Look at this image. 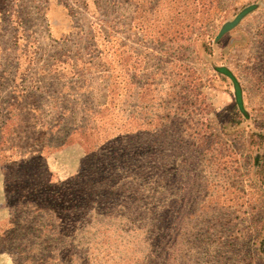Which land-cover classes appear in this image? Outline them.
I'll return each instance as SVG.
<instances>
[{
  "label": "trees",
  "instance_id": "1",
  "mask_svg": "<svg viewBox=\"0 0 264 264\" xmlns=\"http://www.w3.org/2000/svg\"><path fill=\"white\" fill-rule=\"evenodd\" d=\"M98 1L81 0V3L90 15L96 16ZM111 1L131 5L133 26L158 43L165 57L176 54L178 48L173 49V45H180L184 32L192 25L188 19L194 20L196 14L207 15L212 6V0ZM6 4L7 0H0V35ZM37 5L49 38L57 43L69 42L77 33V27L72 24V3L69 0H42ZM10 22L12 49L16 50V56H13V74L8 76V87L0 103V163L6 172V188L14 195L16 206L12 217L0 221V243L13 259V264L163 263L159 257L160 226L154 224L143 230L141 233L149 238L144 242L137 241L138 234L135 238L124 237L126 234L123 233L131 222L127 218L135 207L143 206L149 210L156 192L163 196L158 209H166L162 220L169 219L173 204L185 205L186 200L180 194L171 193L170 185L179 180L183 182L182 171L187 167L186 157L192 148L198 145L201 150V146L210 142L208 139L196 144L184 138L186 134L199 133L190 125L192 120H197L194 105L191 117L185 120L178 116L168 124L152 128L144 118L136 120L139 109L136 103L140 105L148 81L153 80L149 78L153 75L158 81L162 76L165 80L170 60L166 57L162 66L145 78L139 75V69L132 70L128 63L130 58L137 57L134 49L98 37L97 59L109 72V80L104 102L96 105L84 94L76 99L74 87L67 86L77 76L74 69H67L62 75L66 80L63 87H67L60 95H56L50 85L54 82H35L32 66L38 39L16 13L11 14ZM260 41L263 47L255 71L263 77L264 26L260 30ZM1 52L0 45V56ZM61 62L55 61L50 71L60 72L66 67L61 66ZM217 70L235 79L230 71L225 73L220 67ZM48 87L54 95L52 102L56 100L60 104L54 112H50L48 98L51 91ZM75 105L80 115L78 123L73 118ZM235 109L243 118H248L236 99ZM203 131L209 135L206 127ZM258 135L252 134L250 141L255 143ZM71 142L80 145L84 151L86 174L76 180L54 179L48 158ZM205 149L210 153L209 166L219 170L221 161L217 153L211 152L208 146ZM175 159L178 161L176 166L173 165ZM263 164V154L256 151L253 168L259 176ZM230 168L227 167L226 174L222 175L229 187L234 180L231 171L237 169L236 166ZM260 183L264 185L263 180ZM253 188L256 193L258 189ZM230 196L229 191L223 199L230 200ZM235 198H238L237 193ZM260 220L254 241L256 245L258 243L257 251L264 255V216ZM28 249L47 252L49 259L30 261L23 254Z\"/></svg>",
  "mask_w": 264,
  "mask_h": 264
},
{
  "label": "rangeland",
  "instance_id": "2",
  "mask_svg": "<svg viewBox=\"0 0 264 264\" xmlns=\"http://www.w3.org/2000/svg\"><path fill=\"white\" fill-rule=\"evenodd\" d=\"M38 1L42 0H7L0 35V103L8 87V76L14 71L16 50L12 49L11 42L12 13L21 18L26 28L38 34L32 79L37 83L53 82L55 75L50 66L56 60L70 58L77 72L75 98L80 99L84 94L96 105L104 102L107 85L106 67L97 59L98 37L134 49L137 57L127 61L132 70L139 69V75L145 78L162 66L167 57L170 60L168 76L165 80L159 76L158 81L153 75L149 78L153 80L148 81L140 105L136 103L139 108L136 120L144 118L151 128L168 124L178 116L185 120L191 117L194 105L198 115L190 125L199 133L186 134L184 138L196 144L208 139L210 142L201 146V150L198 145L192 148L186 157L187 167L182 171L183 182L179 180L170 185L171 193L180 194L186 200L185 205L173 204L169 219L162 220L166 209H158L163 196L156 192L149 210L143 206L132 209L124 237L135 238L138 234L137 241H147L149 236L141 232L158 224L159 257L163 263L154 264H248L251 260V264H264V255L257 251L258 243L254 241L256 226L264 216V185L260 183L264 182V164L261 177L253 168V154L258 151L264 157V76L259 77L255 71L263 47L260 30L264 26V0H212L207 15L196 14L194 20L188 19L192 25L184 32L180 45H173V49L178 48L176 54L166 57L158 43L133 26L132 7L128 3L99 0L96 16H93L84 9L81 0H69L74 12L72 24L77 27V33L62 44L49 38L45 20L37 11ZM247 7L252 9L219 36L224 23ZM219 67L227 68L238 82L247 119L235 109L233 80L220 73ZM50 95V112H54L58 102H52V91ZM74 110V122L78 123L80 115L76 105ZM205 127L208 136L204 134ZM252 134H259L255 143L250 141ZM207 146L217 153L221 161L219 170L209 166ZM48 161L54 179L76 180L84 177L87 171L84 151L75 142L64 144L50 154ZM176 164L177 159L173 165ZM230 166L237 169L231 171L234 180L229 187L222 175L226 174L227 167L231 170ZM5 184L6 172L0 163V221L12 217L16 206L14 195ZM253 187L258 189L256 193ZM229 191L231 199L224 200L223 196ZM23 254L33 262L49 259V253L38 249H28ZM0 264H13L2 243Z\"/></svg>",
  "mask_w": 264,
  "mask_h": 264
},
{
  "label": "crops",
  "instance_id": "3",
  "mask_svg": "<svg viewBox=\"0 0 264 264\" xmlns=\"http://www.w3.org/2000/svg\"><path fill=\"white\" fill-rule=\"evenodd\" d=\"M35 32H37V31H34V34H35V36L37 37V39H38V42H37V44L39 43V38H38V34H36ZM13 34V31H12V26H11V35ZM12 37V36H11ZM62 44H66V43H62ZM38 48V47H37ZM57 61V60H56ZM59 61V60H58ZM55 62V61H54ZM61 66H66V67H63V69H60L59 71L60 72H53V75H55V76H52V77H55L54 79L55 80H53V85L52 84H50L51 85V87L53 88V89H55L54 91H55V94L56 95H60V93H62V91H63V82H65L66 80H65V78L62 76L64 73L66 74V70L68 69V70H71V69H74V67H75V63H74V60H72V59H68V58H64L63 60H62V62H61ZM71 68V69H70ZM108 74H109V72H107L105 75V77H106V79H107V83H108ZM51 77V78H52ZM76 78H77V76H76ZM76 78H74V79H72L71 80V85H69V87H74V89L76 88V84H74V81H75V79ZM61 79H63V82H60L61 81ZM65 80V81H64ZM73 82V83H72ZM106 90V89H105ZM75 91H77L76 89H75ZM75 91H73V93H74V95L76 94V92ZM89 97V96H88ZM90 98V97H89ZM91 99V98H90ZM60 104H58V106H59ZM7 219V218H6Z\"/></svg>",
  "mask_w": 264,
  "mask_h": 264
},
{
  "label": "water",
  "instance_id": "4",
  "mask_svg": "<svg viewBox=\"0 0 264 264\" xmlns=\"http://www.w3.org/2000/svg\"><path fill=\"white\" fill-rule=\"evenodd\" d=\"M250 9V7H247L245 9H243L233 20L228 21L226 23H224V25L222 26L220 32H219V36L221 34H223L225 31H227L228 29H230L231 27H233L238 21L239 19ZM220 69L225 72L228 73L229 70L225 67H220ZM233 86H234V95H235V99L237 101V105L239 106V108L241 110H243V106H242V96H241V88L238 84V82L233 79Z\"/></svg>",
  "mask_w": 264,
  "mask_h": 264
}]
</instances>
